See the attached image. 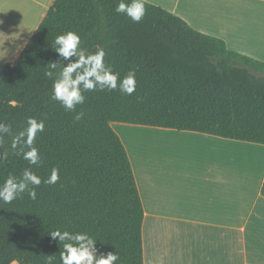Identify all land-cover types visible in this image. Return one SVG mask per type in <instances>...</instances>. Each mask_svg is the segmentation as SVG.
<instances>
[{
	"label": "trees",
	"instance_id": "1",
	"mask_svg": "<svg viewBox=\"0 0 264 264\" xmlns=\"http://www.w3.org/2000/svg\"><path fill=\"white\" fill-rule=\"evenodd\" d=\"M119 0H51L33 33L0 68V122L13 134L28 117L44 120L35 146L42 163L30 166L5 137L0 184L25 168L55 185L41 183L0 201V264H61L62 243L52 231L87 232L99 253L116 252V264H143V207L131 161L111 122L196 131L264 144V61L227 48L224 40L198 31L181 17L145 1V16L133 22L115 12ZM81 36L89 51L103 47L105 62L121 77L136 75V90L86 92L76 121L52 98L45 76L58 53L55 37ZM2 152V149H0ZM264 197V180L260 189Z\"/></svg>",
	"mask_w": 264,
	"mask_h": 264
},
{
	"label": "crops",
	"instance_id": "2",
	"mask_svg": "<svg viewBox=\"0 0 264 264\" xmlns=\"http://www.w3.org/2000/svg\"><path fill=\"white\" fill-rule=\"evenodd\" d=\"M145 1L221 38L228 49L264 61V0ZM50 2L0 0V68ZM111 126L131 161L143 207V264H264V144Z\"/></svg>",
	"mask_w": 264,
	"mask_h": 264
},
{
	"label": "clouds",
	"instance_id": "3",
	"mask_svg": "<svg viewBox=\"0 0 264 264\" xmlns=\"http://www.w3.org/2000/svg\"><path fill=\"white\" fill-rule=\"evenodd\" d=\"M115 12L125 15L131 21L139 23L145 16V0H119ZM53 50L59 59L49 62L45 76L53 80L52 98L59 102L65 111L74 113V120L84 117V112L77 111L78 105L86 100L84 93L95 91H119L131 95L136 90V75L130 70L123 77L105 62L106 52L103 47L89 51L81 46V36L75 31H66L55 37ZM45 129L44 120L28 117L26 126L13 134L10 124L0 122V158L7 153L3 151L5 137L11 136V148L16 155L22 156L30 166L39 167L42 158L35 146L38 133ZM60 180L59 169L53 167L46 178L37 175L31 167L25 168L17 177L9 175L0 184V201L11 203L27 193L30 199L37 198L36 188L44 183L55 185ZM53 239L62 243L61 264H116L119 256L116 252L99 253L96 239L87 232L55 229L50 233ZM52 264V257H48Z\"/></svg>",
	"mask_w": 264,
	"mask_h": 264
},
{
	"label": "rangeland",
	"instance_id": "4",
	"mask_svg": "<svg viewBox=\"0 0 264 264\" xmlns=\"http://www.w3.org/2000/svg\"><path fill=\"white\" fill-rule=\"evenodd\" d=\"M126 130V129H125ZM120 133L122 135V129L120 130ZM11 264H17L16 262H12Z\"/></svg>",
	"mask_w": 264,
	"mask_h": 264
}]
</instances>
